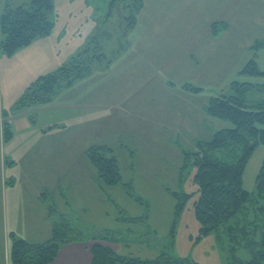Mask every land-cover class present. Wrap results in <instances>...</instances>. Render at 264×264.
Returning <instances> with one entry per match:
<instances>
[{"label": "rangeland", "instance_id": "rangeland-1", "mask_svg": "<svg viewBox=\"0 0 264 264\" xmlns=\"http://www.w3.org/2000/svg\"><path fill=\"white\" fill-rule=\"evenodd\" d=\"M143 1L132 25L127 16L130 6H137L135 0H54L52 32L37 40L34 47L21 51L20 61L2 57L1 251L6 225L9 252L12 230L31 241L48 239L52 223L45 213L48 215V205L54 204L58 218L60 213H70L72 222L82 228L120 231L118 243H107L120 253L143 258L170 253L199 264H233L232 241L227 235L218 236L216 231L200 235L194 207L198 197L193 180L196 167L183 165L185 152H196L198 141L210 140L216 130L232 125L206 113L211 97L230 94L233 81L249 79L254 86L245 91L247 103L264 99V76L239 74L252 58L264 69V46L254 45L264 41V0ZM6 2L0 0V15ZM225 23L230 24L225 35L215 37L209 32V26L213 25L216 32ZM87 53L103 54L102 59L92 61L90 78L76 81L47 104L21 105L25 91L39 76L85 59ZM188 83L201 90L184 88ZM127 90L126 102L114 105L113 92ZM99 96L105 102L102 109L111 110V119L100 113L93 116V111L100 108L96 104ZM135 101L144 104L151 119L158 105L169 124L157 132L140 118L132 124L135 117L124 112ZM116 114L122 116L119 120L131 123L122 125ZM6 122L11 138L3 131ZM49 126L60 128L41 132ZM123 129L124 135L120 133ZM97 144L113 148L123 178L133 181L134 194L142 196L144 202L129 196L121 185L100 188L96 168L86 155V149ZM230 150L224 146L212 154L231 161L240 149ZM263 160L264 143H259L243 173V186L255 198L256 177ZM175 191L190 195L178 215ZM108 205L112 208L107 209ZM255 206L264 207V199ZM251 209L246 218L240 213L234 221L254 219L256 209ZM124 216L142 219L132 221ZM258 216L262 221L264 208L258 210ZM234 254L242 260L252 256L242 246ZM75 258V264L90 261L81 254Z\"/></svg>", "mask_w": 264, "mask_h": 264}, {"label": "trees", "instance_id": "trees-1", "mask_svg": "<svg viewBox=\"0 0 264 264\" xmlns=\"http://www.w3.org/2000/svg\"><path fill=\"white\" fill-rule=\"evenodd\" d=\"M135 2L137 6L132 4L127 16L132 25L136 23L137 14L144 3L143 0ZM53 10L54 0H30L19 5H13L11 0H7L0 15V52L11 56L38 37L49 35L54 26L50 17ZM254 45L264 46V41H257ZM84 58H79L70 66H62L54 72L39 76L25 91L21 105L30 107L51 102L61 91L91 75L92 61L102 59L103 54L93 56L87 53ZM239 74L249 77L264 76V69L252 58ZM251 86L254 84L249 79L235 80L231 83L230 94L221 93L209 99L205 107L206 113L229 121L232 125L216 130L210 140L198 141L196 152H185L183 165V168L190 164L196 167L193 180L198 186V197L194 207L201 224L200 235L211 231L218 232V236L227 235L232 241L233 264H262L264 261V218L261 221L258 216V210L261 211L264 207L255 206L259 200L264 199V160L256 177L257 197H253L243 186V173L248 159L255 147L264 143V99L247 103L245 91ZM184 88L195 92L201 90L191 83ZM51 127L53 126L48 128ZM3 131L7 138H11L12 131L8 122ZM224 146L232 150L230 153L236 148L240 149L234 160L229 161L212 154L214 150ZM86 155L96 168V180L101 188L121 185L129 196L135 197L138 202H144L142 196L134 194L133 181L123 178L118 158L111 146L91 145L86 149ZM174 196L178 215L190 195L175 191ZM251 207L257 210L254 219L234 221L240 213L246 218L252 211ZM57 211L54 204L48 205V216L53 228L51 236L44 241H31L11 232L13 243L10 256L13 264H51L63 245L77 241L92 242V261L89 264H199L194 259L170 253H161L153 258L120 253L107 244L118 243L120 231L113 228H82L72 222L70 213H60L58 218ZM123 218L132 221L142 219ZM239 246L249 249L252 256L247 260L237 257L234 253Z\"/></svg>", "mask_w": 264, "mask_h": 264}, {"label": "crops", "instance_id": "crops-1", "mask_svg": "<svg viewBox=\"0 0 264 264\" xmlns=\"http://www.w3.org/2000/svg\"><path fill=\"white\" fill-rule=\"evenodd\" d=\"M229 27H230V24L229 23H225L223 25V28L222 29L219 28V27H217L216 28L217 31L215 30L216 32H214V30H213L214 28H213V25H212L211 27L209 26V32L211 31V33L214 34L215 37H217L218 35H220V36L221 35H225L226 33H224V31L226 29H228ZM220 29H221V32H219ZM39 39H41V37H38L37 39H35L28 46H25V47L19 49L15 54H13L11 56H8L7 55L8 61H10V62H12L14 60L20 61L21 53H22L21 51H26L29 47H34L36 45L35 44L36 41L39 40ZM35 48H39V47L36 46ZM3 56H5V54L0 53V61L2 60V57ZM190 58H192V54H191ZM88 78H90V77H88ZM100 93H102V91H100ZM107 93H108V91L106 92V95H107ZM113 93H114L113 94V97L115 99V101H113L114 102V105H121L122 106L126 102L124 100H126L128 98L127 93H129V91L128 90H127V92L114 91ZM101 97H103V96L101 95ZM101 97L100 96L98 97V98H100L98 100L99 103H96V104H98L100 106V108H97V106H93V107H96L97 108V109H95L93 111L94 112V115L93 116H99L98 114L100 113L103 118H105V119L106 118H110L111 119V115H112L110 113L111 110L108 111L107 109H102L104 107L103 104L105 102H103V100H102ZM106 99H107V96H106ZM114 105H113V107H114ZM107 107H110V104ZM145 109H146V107L144 106V104L142 102L135 101V102L132 103V105H129V106L126 107V112H124V115H127L128 114L127 116H129V117H133V118L135 117V122L132 123V124H135L136 121H137V118H140L143 121V123L147 126V128L152 129L155 132L158 131L159 127H162V129H163V126H165L166 123L169 124V121L170 120H167V117L165 118V116L159 110L158 105L155 107V110L152 111L153 114H154L152 116V119L146 114V110ZM169 116L172 118V113H169ZM116 117H117V120H119L122 116L116 114ZM161 121L163 123L162 124H159L158 122H161ZM119 122L122 125H124V126H125V123H127V124L128 123H131V122L121 121V120H119ZM55 127L56 128H60V126H53L51 128L45 127V128L42 129L41 132L45 133V132H47V131H49V130H51L53 128L56 129ZM127 128H129V127L127 126ZM149 129H147V130L150 132ZM120 133H122L124 135L126 133V131L124 132V129H123V131H120ZM143 133L146 134V132H143ZM105 145H108V144H105ZM132 150L133 149H131V151ZM132 153H134V151H132ZM63 170L64 169H61V172L62 173H63ZM93 179H95V178L93 177ZM2 190H3V187H0V202H2V196H3ZM110 208H112V206L111 205H108V208L107 209H110ZM85 210H86V207L83 208V211L84 212H85ZM45 217H46V220H47L48 215L46 213H45ZM51 223H52V221H51ZM52 228H53V225L51 224V234H52ZM8 231H9V229H8V227L6 225V227L3 229L4 239H3V242H2V246H4V250H2V251L0 250V264H13V262L11 260L10 252H9V240H8V236H7ZM14 232H16V231H14ZM40 234H42V232ZM90 246L91 245H89L88 242H80V241H77V242H74V243H70V244H66L59 251V254L57 256V259L53 263H51V264H75L76 262H78L77 258H75V255L79 256V254H81L83 256H87L88 258H90V261L89 262L87 261V263H85V264H89L92 261V254L90 253V251H91L90 250Z\"/></svg>", "mask_w": 264, "mask_h": 264}]
</instances>
